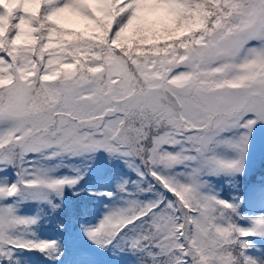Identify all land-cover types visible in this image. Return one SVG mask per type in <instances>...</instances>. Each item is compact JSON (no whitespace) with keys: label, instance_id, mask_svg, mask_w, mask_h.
Returning a JSON list of instances; mask_svg holds the SVG:
<instances>
[{"label":"snow or ice","instance_id":"6c2138e0","mask_svg":"<svg viewBox=\"0 0 264 264\" xmlns=\"http://www.w3.org/2000/svg\"><path fill=\"white\" fill-rule=\"evenodd\" d=\"M0 264H264V0H0Z\"/></svg>","mask_w":264,"mask_h":264}]
</instances>
